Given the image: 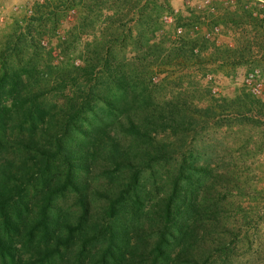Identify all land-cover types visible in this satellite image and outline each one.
I'll return each instance as SVG.
<instances>
[{"label":"trees","instance_id":"1","mask_svg":"<svg viewBox=\"0 0 264 264\" xmlns=\"http://www.w3.org/2000/svg\"><path fill=\"white\" fill-rule=\"evenodd\" d=\"M98 1L105 7L92 12ZM79 6L57 64L31 37L33 23L52 14L45 2L0 43V264H212L226 253L216 234L230 229L210 209L246 187L196 163L188 132L226 109L264 116V101L241 92L219 102L195 80L167 97L157 87L206 59L220 68L264 60V21L238 0L214 3V22L239 33L205 56L189 30L194 17L179 18L173 38L156 35L166 0ZM87 25L98 33L79 48ZM67 196L71 210L57 204Z\"/></svg>","mask_w":264,"mask_h":264},{"label":"rangeland","instance_id":"2","mask_svg":"<svg viewBox=\"0 0 264 264\" xmlns=\"http://www.w3.org/2000/svg\"><path fill=\"white\" fill-rule=\"evenodd\" d=\"M85 0H0V43L6 33L12 30L14 20L28 17L33 13L35 3L49 5L45 11L52 12L44 16L40 22H34L31 37L41 45L40 51L44 57H48L52 64H57L64 53V47L60 42L67 37V33L78 21L80 2ZM170 10L161 15L170 17V21L159 18L160 28L156 35H174L182 32L184 18L194 17V25L189 27L199 40H203L205 49L202 55H207L213 46H233L234 39L238 35V29L228 25L222 26L214 22L217 11L214 3L219 2L222 9L231 8L236 0H166ZM245 8L254 10L252 15L264 21V4L261 0H238ZM217 7V4H215ZM99 6V7H98ZM105 5L98 1L91 5L92 12L103 9ZM252 11V10H251ZM39 24L40 26H38ZM98 28V27H97ZM97 28L84 27L79 31L80 45L97 35ZM24 31V30H23ZM206 41V42H205ZM76 48L77 45L75 44ZM71 48V47H70ZM197 50V47H195ZM43 50V51H42ZM66 52V51H65ZM47 54V55H46ZM74 64H80L79 59ZM256 69L259 79L264 82V60L259 59V54L246 58V62L233 67H218L212 61L202 62L194 67L182 70L176 69L169 75L165 85L157 87L163 97L168 92L176 91L179 87L186 86L187 81H197L198 91L207 93L209 97L218 99H231L242 96L241 92L249 93L259 101H264V91L259 94H251L244 84L246 74ZM191 77L183 78L182 84L176 77L181 73H187ZM160 75L152 79L156 82ZM215 91L212 92L211 88ZM191 146L198 154L196 163H204L212 171H221L233 175L239 179L245 190L243 194H229L224 202L211 208L229 227V232L216 234L222 240L224 251L221 257H215L212 264H264V116L255 110L241 112L234 109H226L221 115L207 118V122L195 130L188 132ZM178 142L176 149L184 151L186 146ZM171 167L175 165L169 161ZM57 204L64 210H71L73 199L63 197L57 200ZM95 211L96 208H94ZM217 233V232H216ZM131 235V233L129 234ZM214 232L208 231L205 245H212L211 237ZM85 261V260H83Z\"/></svg>","mask_w":264,"mask_h":264},{"label":"built area","instance_id":"3","mask_svg":"<svg viewBox=\"0 0 264 264\" xmlns=\"http://www.w3.org/2000/svg\"><path fill=\"white\" fill-rule=\"evenodd\" d=\"M261 2L264 4V0H261ZM162 19L164 21H170V17L167 15H163ZM244 84L246 85L251 94L256 95L264 91V82L259 79L258 71L256 69H253L246 74L244 78ZM211 91L214 92L215 88L212 87Z\"/></svg>","mask_w":264,"mask_h":264}]
</instances>
